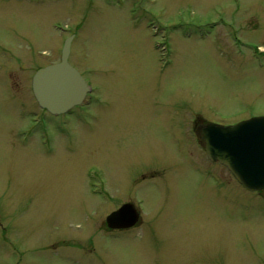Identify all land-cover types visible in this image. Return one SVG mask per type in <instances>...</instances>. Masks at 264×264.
Returning <instances> with one entry per match:
<instances>
[{
  "label": "rangeland",
  "instance_id": "obj_1",
  "mask_svg": "<svg viewBox=\"0 0 264 264\" xmlns=\"http://www.w3.org/2000/svg\"><path fill=\"white\" fill-rule=\"evenodd\" d=\"M68 37L94 90L57 118L30 80ZM256 115L264 0H0V264H264V190L191 130ZM126 200L141 225L107 232Z\"/></svg>",
  "mask_w": 264,
  "mask_h": 264
},
{
  "label": "water",
  "instance_id": "obj_2",
  "mask_svg": "<svg viewBox=\"0 0 264 264\" xmlns=\"http://www.w3.org/2000/svg\"><path fill=\"white\" fill-rule=\"evenodd\" d=\"M71 39L65 40L59 62L38 68L32 77L35 100L54 115L79 105L90 91L80 73L68 62ZM197 138L208 159L225 166L245 189H264V116L232 126L208 124ZM138 217L133 205L126 203L109 214L106 222L109 228L126 229L135 225Z\"/></svg>",
  "mask_w": 264,
  "mask_h": 264
},
{
  "label": "flooded vegetation",
  "instance_id": "obj_3",
  "mask_svg": "<svg viewBox=\"0 0 264 264\" xmlns=\"http://www.w3.org/2000/svg\"><path fill=\"white\" fill-rule=\"evenodd\" d=\"M37 69V68H36ZM32 77V76H31ZM30 85H31V80H30ZM31 88V87H30ZM88 97H91V96H88ZM89 102H91V99L90 100H88V99H86L85 101H84V103L82 104V105H80L79 107H77V108H74V109H72L71 111H69V113H70V115L72 116L74 113V116H76L77 118L79 117V116H81L80 115V113L79 112H81V111H86V105H88V103ZM44 111V110H43ZM37 114V113H36ZM69 115V116H70ZM60 116H67V115H58V116H56L57 118H59ZM35 117H37V116H35ZM209 122H214V121H203L200 117H198V116H196L195 118H194V120H193V123H192V128H191V130H192V133H194V135H201V133H202V130H203V128L209 123ZM43 126V125H42ZM26 131H22V133H25ZM105 196H106V194H105ZM124 203H132L130 200H126V201H124V202H122L121 204H124ZM120 204V205H121ZM120 205L118 206V207H120ZM117 207V208H118ZM116 208V209H117ZM116 209H114V210H116ZM114 210H112V211H114ZM111 211V212H112ZM141 223H142V218H141V216H140V214H139V219H138V221H137V223H135V225L133 226V227H131V228H129V229H110L107 225H106V223H105V229H106V231L107 232H110V233H113V232H128V231H130V230H133L134 228H136V227H138L139 225H141Z\"/></svg>",
  "mask_w": 264,
  "mask_h": 264
}]
</instances>
